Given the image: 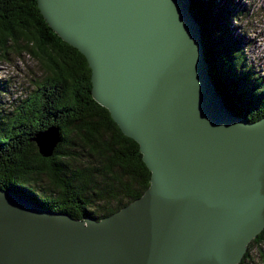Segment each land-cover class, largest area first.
<instances>
[{
	"label": "water",
	"instance_id": "1",
	"mask_svg": "<svg viewBox=\"0 0 264 264\" xmlns=\"http://www.w3.org/2000/svg\"><path fill=\"white\" fill-rule=\"evenodd\" d=\"M91 69V93L139 144L141 195L74 217L0 186V264H237L264 227V115L223 101L190 0H37ZM43 155L59 140L31 137Z\"/></svg>",
	"mask_w": 264,
	"mask_h": 264
},
{
	"label": "trees",
	"instance_id": "2",
	"mask_svg": "<svg viewBox=\"0 0 264 264\" xmlns=\"http://www.w3.org/2000/svg\"><path fill=\"white\" fill-rule=\"evenodd\" d=\"M190 10L225 105L249 119L264 115V84L251 81L237 54L239 41L222 19L227 4L190 0ZM8 50L30 53L42 62L45 75L11 115H0V186L78 218L85 211L110 214L141 195L150 170L139 144L93 98L85 56L48 25L37 0H0V54ZM50 125L58 128L59 140L43 155L31 137ZM16 133L26 134L28 142L13 141ZM261 241L264 227L237 264H253L251 246Z\"/></svg>",
	"mask_w": 264,
	"mask_h": 264
},
{
	"label": "rangeland",
	"instance_id": "3",
	"mask_svg": "<svg viewBox=\"0 0 264 264\" xmlns=\"http://www.w3.org/2000/svg\"><path fill=\"white\" fill-rule=\"evenodd\" d=\"M221 1L227 4V16L222 19L239 41L237 54L243 58L249 78L254 82L259 78L264 84V0ZM42 75V62L30 53L8 50L0 54V115H11ZM251 255L253 264H263L264 241L251 246Z\"/></svg>",
	"mask_w": 264,
	"mask_h": 264
},
{
	"label": "flooded vegetation",
	"instance_id": "4",
	"mask_svg": "<svg viewBox=\"0 0 264 264\" xmlns=\"http://www.w3.org/2000/svg\"><path fill=\"white\" fill-rule=\"evenodd\" d=\"M26 134H24V133H16L14 136H13V141H15V142H28V140H27V137L25 136Z\"/></svg>",
	"mask_w": 264,
	"mask_h": 264
},
{
	"label": "bare ground",
	"instance_id": "5",
	"mask_svg": "<svg viewBox=\"0 0 264 264\" xmlns=\"http://www.w3.org/2000/svg\"><path fill=\"white\" fill-rule=\"evenodd\" d=\"M14 192H16V191H14ZM17 193V192H16ZM20 194V193H19ZM22 194V193H21ZM30 198V197H29ZM244 258V257H243Z\"/></svg>",
	"mask_w": 264,
	"mask_h": 264
}]
</instances>
